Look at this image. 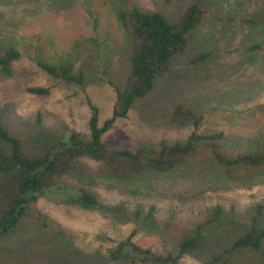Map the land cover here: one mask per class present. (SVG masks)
<instances>
[{
    "label": "rangeland",
    "instance_id": "1",
    "mask_svg": "<svg viewBox=\"0 0 264 264\" xmlns=\"http://www.w3.org/2000/svg\"><path fill=\"white\" fill-rule=\"evenodd\" d=\"M193 3L208 15L187 53L126 119L115 122L103 142L134 150L140 144L186 141L193 129L170 123L177 104L201 110L204 129L224 131L235 141L264 135V0H0V40L12 39L22 54L13 77L0 73V127L32 153H42L66 132L89 136L90 104L99 110L102 126L116 101L110 83H120L127 67L115 12L134 6L176 19ZM69 54L86 73L84 87L54 80L36 63H58ZM199 54L207 60L193 65ZM35 87L51 93H28ZM99 170L98 163L81 160L63 182L87 189L109 207L155 205L160 222L166 224L172 212L178 225L150 236L143 226L116 221L100 209L40 199L14 231L0 237V264H102L108 251L134 232L139 246L175 254L180 236L210 209L224 210L219 233L235 234L249 224L256 206L264 207V181L243 188L186 166L146 186H128L100 180ZM208 256H186L179 264H203Z\"/></svg>",
    "mask_w": 264,
    "mask_h": 264
},
{
    "label": "trees",
    "instance_id": "2",
    "mask_svg": "<svg viewBox=\"0 0 264 264\" xmlns=\"http://www.w3.org/2000/svg\"><path fill=\"white\" fill-rule=\"evenodd\" d=\"M115 13L126 41L127 67L120 83H110L116 101L109 120L100 126L99 110L90 104V135L66 132L42 153L26 150L17 137L0 127V237L14 231L40 199L86 210L100 209L116 221L143 226L150 236H162L178 225L172 212L166 224L160 222L155 205L109 207L87 189L64 183L66 177L77 171L81 160L100 165V180L128 186H146L186 166L243 188L264 181V135L235 141L224 131L204 129V112L183 104L175 106L170 123L193 129L186 141L140 144L134 150L111 149L103 142V136L115 122L126 119L136 103L147 98L158 80L187 53L191 36L205 24L208 15L199 3L190 5L176 19L161 12H143L134 6ZM21 57L16 42L0 40L1 74L13 77L14 64ZM207 57L199 54L191 63L201 64ZM36 63L54 80L79 87L86 84V73L76 67L72 54L58 63L41 59ZM27 91L38 97L51 93L50 88L40 87ZM223 213L220 206L210 209L203 221L180 236L175 254H157L139 246L133 240L134 232L117 242L102 264H179L184 257L200 253L209 255L203 264H264V207L256 206L249 224L235 234L219 233Z\"/></svg>",
    "mask_w": 264,
    "mask_h": 264
}]
</instances>
